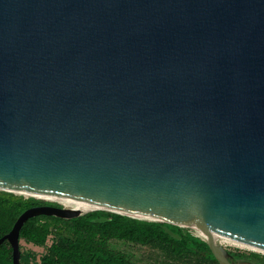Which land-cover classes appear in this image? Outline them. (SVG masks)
<instances>
[{
	"label": "water",
	"instance_id": "obj_1",
	"mask_svg": "<svg viewBox=\"0 0 264 264\" xmlns=\"http://www.w3.org/2000/svg\"><path fill=\"white\" fill-rule=\"evenodd\" d=\"M0 189L264 251V0H0Z\"/></svg>",
	"mask_w": 264,
	"mask_h": 264
},
{
	"label": "trees",
	"instance_id": "obj_2",
	"mask_svg": "<svg viewBox=\"0 0 264 264\" xmlns=\"http://www.w3.org/2000/svg\"><path fill=\"white\" fill-rule=\"evenodd\" d=\"M60 205L33 196H24L0 189V238L12 228L19 215L37 205ZM109 219L94 222V217ZM166 225L180 239L171 237ZM52 236L51 243L47 239ZM20 239L44 247L41 253L21 251L22 264H140L110 245L112 240H123L159 250L165 262L219 264L207 242L182 227L160 221L130 217L107 210H93L70 219L53 215H36L22 225ZM12 248L8 240L0 244V264H13Z\"/></svg>",
	"mask_w": 264,
	"mask_h": 264
},
{
	"label": "rangeland",
	"instance_id": "obj_3",
	"mask_svg": "<svg viewBox=\"0 0 264 264\" xmlns=\"http://www.w3.org/2000/svg\"><path fill=\"white\" fill-rule=\"evenodd\" d=\"M180 227H182L184 230L191 232L194 235H197L193 230H191L188 227H185V226H180ZM51 241H52V236L50 235L47 239V244L51 243ZM218 243H221L223 246L227 245L231 249L240 248V249L247 250L250 248V247L245 248L247 246L240 245L232 240L224 239V238H218ZM110 245L120 251L127 253L133 261L140 263V264H177L178 263L176 261H173V263L165 262L166 258L159 250L146 247L140 244H135V243L123 241V240H112L110 242ZM20 248H21V251L30 250L37 254L44 251V247L35 245L33 243H28L24 241L23 239L20 240ZM253 250L258 251L259 249H253ZM180 264H194V262L193 261H190V263L180 262Z\"/></svg>",
	"mask_w": 264,
	"mask_h": 264
},
{
	"label": "flooded vegetation",
	"instance_id": "obj_4",
	"mask_svg": "<svg viewBox=\"0 0 264 264\" xmlns=\"http://www.w3.org/2000/svg\"><path fill=\"white\" fill-rule=\"evenodd\" d=\"M59 206V205H56ZM218 240V239H217ZM245 246V245H243ZM229 253V261L233 264H264V251L260 249L254 251L251 247L247 250L245 249H231L229 246L224 245ZM245 248H248L245 247Z\"/></svg>",
	"mask_w": 264,
	"mask_h": 264
},
{
	"label": "bare ground",
	"instance_id": "obj_5",
	"mask_svg": "<svg viewBox=\"0 0 264 264\" xmlns=\"http://www.w3.org/2000/svg\"><path fill=\"white\" fill-rule=\"evenodd\" d=\"M53 200H54V199H53ZM55 201H57V200H55ZM58 202L63 203V204L67 207V205H66L65 202H61V201H58ZM96 208H99V207H96V206L86 207V208L82 209V211H85V210H91V209H96ZM218 238L229 239V238H226V237H223V236H219ZM229 240H232V239H229ZM232 241H234V240H232ZM234 242H236V243H238V244H240V245H245V246L251 247V246H249V245H247V244H244V243H241V242H238V241H234ZM251 248H254V247H251ZM254 249H257V248H254Z\"/></svg>",
	"mask_w": 264,
	"mask_h": 264
}]
</instances>
